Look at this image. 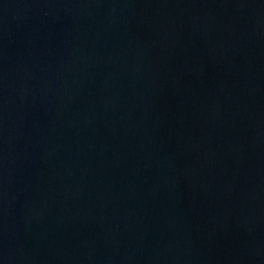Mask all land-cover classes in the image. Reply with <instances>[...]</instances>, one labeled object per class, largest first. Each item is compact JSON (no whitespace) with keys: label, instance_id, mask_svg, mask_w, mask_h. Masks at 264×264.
<instances>
[{"label":"water","instance_id":"obj_1","mask_svg":"<svg viewBox=\"0 0 264 264\" xmlns=\"http://www.w3.org/2000/svg\"><path fill=\"white\" fill-rule=\"evenodd\" d=\"M0 264H264V0H0Z\"/></svg>","mask_w":264,"mask_h":264}]
</instances>
